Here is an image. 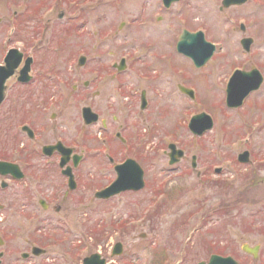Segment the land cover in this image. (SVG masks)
Here are the masks:
<instances>
[{
	"label": "rangeland",
	"instance_id": "rangeland-1",
	"mask_svg": "<svg viewBox=\"0 0 264 264\" xmlns=\"http://www.w3.org/2000/svg\"><path fill=\"white\" fill-rule=\"evenodd\" d=\"M131 2L132 6L122 0V9L112 3L111 7L102 5L93 10L78 4L69 12L51 0L49 6L39 10L44 11V20L30 21L31 26L34 23L40 26L43 41L53 43V51H47L48 59L41 65L47 70L63 71L68 81L66 86H59L65 98L57 108L37 109L42 117L34 120L32 126L38 130L45 122L46 128L38 130L39 137L32 141V150L38 151L42 144L60 136L79 151L104 152L109 144L105 141L107 135L122 129L128 140L125 145L116 140L115 146L119 145L116 155L118 159H136L145 170L146 185L141 191H127L108 201L70 202L69 211L54 216L39 210L35 220L18 218V213L12 215V207L17 206L0 195V204L5 206L0 209V234L2 231L6 234L0 236L3 239L0 246L9 248L0 249L5 252L2 264H81L93 252H101L108 258V264H197L207 261L216 251L234 257L240 264H264V81L239 109L225 105L227 83L236 67L245 70L257 67L264 75V0H248L228 9H220L221 0H181L166 12L159 8V0ZM141 2L145 3L143 10ZM80 8H84L82 15L77 13ZM19 9L23 10V6ZM62 11L65 13L60 15ZM0 13L7 19V25L13 20L12 11ZM158 14L162 15L159 22ZM144 20L147 24L141 28L139 24ZM123 22L126 24L121 26ZM241 23L245 29L240 28ZM74 25L78 30H73ZM6 27L0 26L2 36ZM199 27L207 33L208 40L218 43L213 56L201 68L174 49V38H178L183 28ZM107 29H111V38L101 43L97 35ZM245 36L254 39L250 52L241 45ZM149 42L154 45L147 46ZM78 51L87 55L85 66L78 65ZM167 52L172 53L173 61L163 58L160 61L159 55ZM126 54H130L126 80L135 86L137 83L140 90L148 89L152 104L147 111L138 106L114 105L111 95L118 96L119 91L109 80L98 84L100 95L96 98L91 88L89 94L82 96L84 82L91 78L90 70L109 69V63ZM140 73L151 79L140 77ZM73 82L80 93L71 98L67 94ZM179 84L193 88L195 97L183 94ZM151 85L155 90H150ZM90 102L112 124L107 129H103L101 122L90 126L83 123L81 110ZM200 112L210 114L214 124L199 137H193L188 123L193 114ZM53 113H57L55 119ZM114 114L118 121L112 119ZM2 133L3 130L1 136ZM170 142L186 151L185 158L175 165L169 164L166 154ZM244 150L250 151L251 164L238 161L237 156ZM1 152L8 154L7 150ZM193 155L197 156L196 168L192 167ZM38 162L36 159L34 166ZM107 164L103 156L89 159L83 166L86 174L82 181L89 176L100 187L113 180L115 170ZM36 176L29 169L24 182L27 185L21 187H32L30 184L34 183L33 192L38 197L37 190L44 185ZM52 181L48 177L42 182L50 186ZM25 196L21 201L28 200ZM123 221L127 224L125 229ZM93 227L94 239L87 232ZM99 227L108 231L107 238H101ZM12 228L22 231L21 236L12 235ZM36 238L40 245L48 247L47 252L24 257V252H31L26 245ZM44 238L46 245L40 243ZM117 241L123 242L124 249L112 257V247ZM245 243L260 245L258 257L242 249ZM11 246L21 249H10Z\"/></svg>",
	"mask_w": 264,
	"mask_h": 264
},
{
	"label": "flooded vegetation",
	"instance_id": "flooded-vegetation-1",
	"mask_svg": "<svg viewBox=\"0 0 264 264\" xmlns=\"http://www.w3.org/2000/svg\"><path fill=\"white\" fill-rule=\"evenodd\" d=\"M50 1L51 0H25V2H18L17 0H0V12L8 13L12 11L13 13V20L8 25L6 23L7 19H4V16L1 17L2 15L0 13V26H4V28L7 26L3 36L0 34V77L2 75H8L10 72H12V74L8 76L5 82L4 94H0V131L3 130V136L0 135V137L3 138L0 140V150L8 151V154H4L1 152L2 154H0V160L17 164L24 175L22 179H18L15 178L12 174H0V195L7 196L9 200H12L10 204L17 206L12 207V215L18 213L16 215L18 218L25 217V219L27 218L30 220H35V217H37L39 214V210L42 211L41 213H44L46 215L50 213H52V215H58L63 211H69L70 202H83L89 204V202L91 203L95 200L108 201L112 199L113 197L107 199L97 198L96 194L98 191L107 187L113 180L105 183L100 187H96L95 181H90L91 177L89 176L86 181H82L83 177L85 178L86 174V171H83V166L89 159H95L97 157L101 158V156H103L107 158V166H112L115 170L117 164H120L129 158L125 157L118 159L116 155L119 147V145H117L118 147L115 146L116 140L120 141V143L124 145L128 140L127 136L122 132V129H118L117 131H115V133H110L109 135H107L105 141L108 140L109 144L105 146L104 152L101 149H81V151H79L74 145L65 143L64 139L60 136L53 142L42 144L38 151L32 150V141H35L36 138L39 137L38 130L40 131L43 128H46L45 122L42 123L41 127L38 128V130L33 128L32 126L34 120H36L38 117L39 119L42 117V115L38 116V110L42 109L44 111H47L52 108H57V106H59L65 98L62 89L59 86H66L68 84V81L64 78L65 75L63 71L54 69L47 70L43 65H41L40 62H44L48 59L47 51H53V43L49 44L46 40H42V36L41 34H39L40 28H38L40 26H38L36 23H34L35 25L33 26L29 24L31 20L33 22L38 21V18L40 21L44 20L43 18H45V13L44 11L39 13V10H41V7L44 8L46 5L49 6L48 2L50 3ZM53 1H55V5L57 7L64 6L63 9L69 12L77 8L78 4L80 5V7H90V9L92 10L95 9V7H100L102 5H108V7H111V3L116 5L115 8L119 9L122 7V0H114L113 2L111 0ZM179 1L181 0H159V8L165 12L169 11L170 8ZM223 1L224 0H221L220 9H228L231 7L239 6V4L234 3V0H232V2L228 6H224ZM127 4L132 6L131 0H127ZM128 5L126 6L127 9L126 7L123 8L125 11L128 10ZM144 5L143 2H141L142 10L144 9ZM22 6L23 10H20L19 8H21ZM83 11L84 8H80L77 10V13H81L82 15ZM63 13H65V11H62L60 15H62ZM161 19L162 15L158 14L156 17V21L159 22L161 21ZM134 21H137V17ZM144 21L145 22H141V24H139L141 28H143L147 24L146 20ZM84 23L85 21L83 22V24ZM123 24L125 25L126 23H121V26ZM128 25H132V22H130ZM25 26L26 28L24 29V34H21L22 37H20L19 33ZM240 28L245 29V27L241 26V24ZM73 30H78V26L74 25ZM15 31L17 34L15 33ZM185 31H189L191 33L202 32L205 39L208 40L206 35L207 33H205V31L200 27L195 28L194 30L183 28L181 33L178 35V38H174V49L176 51L178 42L180 41ZM77 35L79 36V34ZM97 38L101 41V43H105L106 41L110 40L111 29H107L99 33V35H97ZM212 43L218 45V43ZM146 45H154V43ZM60 49H62V47H60ZM79 52V57L81 55L86 57V60L84 59L86 65L88 58L85 54V51H78L77 55ZM183 56L185 57V55ZM129 57L130 54H126L118 61H115L113 64L109 63V69H106V67L104 66L105 68L94 67L92 70H90L89 72H91V78L84 82V87L82 90V92L84 93L82 94V96H85V94H89V88H91L92 96L93 98H96L100 95L98 84L103 81L109 80L112 83V87L119 91V93L117 94L118 96L114 94L111 95V99L112 102H114V105L119 108L125 107L127 105H130L132 107L138 106L140 110L147 111L152 104L148 89L140 90L137 83L135 86V83H130V80L129 82L126 80V71L128 68L127 62L129 60ZM162 58L164 60H167V62L171 60L173 61L172 53L167 52V54L159 55L160 61L162 60ZM253 68L256 67H252L251 69ZM25 69H27L28 71L26 75L24 73ZM140 74V77H149L151 79V76L149 75H145L143 73ZM22 76H29V78L28 80H22ZM152 78H155V76H152ZM73 84L74 85L72 87V90H70L67 94V96H71V98H74L77 94L80 93L77 87V83L73 82ZM180 85L183 84H179V86ZM183 86L187 87L186 85ZM152 88H154L155 90V87L151 85V89L150 87L149 89L152 91ZM93 105L94 104L92 102L87 104V106H89L96 114H98V119L92 122L90 125L101 122L103 129H107L108 126L112 124L108 123L107 119L102 118L100 116V113L94 109ZM56 116L57 113H53L52 119H55ZM112 119L114 121H118V116L114 114ZM7 127H10L11 130L7 131ZM100 139L103 140V138ZM59 142L67 146H72L74 147V149L72 151L66 152L62 151L61 149H43L45 146H52L58 144ZM120 151H122V149ZM64 154L69 155L67 159H64ZM185 156L180 160V162L185 158ZM36 159H38L39 162L38 165L34 166ZM22 163H25V166H23ZM29 169L33 172V174H37L36 179L39 180L40 184L43 183L44 185L43 187H41L43 189L37 190L40 194V196L38 197L37 192H33V189H35L34 183L30 184L32 187H21V185L23 184L27 185V183L24 182H26L25 180L27 175L29 174ZM12 170L15 171L17 170V168H13ZM64 170H68V172H65ZM50 171H52L51 174ZM48 177H51L53 180L52 182H50V186H48L46 182H42L43 180H47ZM72 178H74V182ZM23 189H25V191H23ZM32 194L33 197H30V195ZM90 194H92V199ZM25 195L28 197V200H25L23 202L21 201V198H23ZM35 198L38 199L37 202L33 201L35 200ZM29 199L31 200V202H29ZM34 202L36 203V205L33 204ZM29 206H31V208H29ZM0 209H5V206L3 207L0 204ZM88 219L90 220V218ZM105 226L106 228L108 227L106 224ZM10 231L14 232L12 233V235L14 236H21L22 231H19L16 228H12ZM99 231L103 233V237H105L106 233H108V231L105 230V227H99ZM87 232H90L89 236H92L94 239L93 235H95V227L87 229ZM4 235L6 234L4 231H2V234H0V236ZM50 236H52L53 238V235L50 234L49 237ZM63 238L64 237H62L61 239ZM46 239L47 238H44V241L40 243L46 245ZM2 240L1 244L3 243ZM24 241L25 243H28L27 238H24ZM36 246L43 249H48V247L40 245L37 238L35 240L33 239V241H31L29 245H26L25 248L34 249ZM74 248L75 247H71V249ZM0 249L9 248H4V245H2L0 246ZM10 249L21 248H14L13 246ZM77 249L79 248L77 247ZM112 249H114V247H112Z\"/></svg>",
	"mask_w": 264,
	"mask_h": 264
},
{
	"label": "water",
	"instance_id": "water-1",
	"mask_svg": "<svg viewBox=\"0 0 264 264\" xmlns=\"http://www.w3.org/2000/svg\"><path fill=\"white\" fill-rule=\"evenodd\" d=\"M246 0H234V3H244ZM232 0H224V5L228 6ZM185 38L182 39L179 44L178 48L187 56L191 57L196 66L200 67L204 65L212 54L215 51V46L206 41L204 39L203 33L199 32L197 34H189L185 31V35L182 36ZM244 47L249 50L250 45L252 43L251 39H245L242 41ZM262 83V76L260 73L255 70L252 72H245L237 70L234 75L231 77L228 87H227V104L230 107H237L242 104L244 98L248 95V93L252 90H255L260 87ZM181 89L193 96L192 90L186 89L181 87ZM83 117L87 124L95 121L98 119V115L92 112L91 108L85 107L83 109ZM190 127L193 132L202 134L205 130L210 129L213 127V119L207 114H199L192 118L190 123ZM60 149L70 150L65 147H60ZM172 152L170 156L172 157V162L178 160V156H182L183 152L178 151L175 146H171ZM68 155L64 157L67 159ZM239 160L242 162H249V153L246 151L242 153L239 157ZM0 166H7L6 169L9 167H13L12 164L8 163H0ZM5 167H0L2 171ZM118 172L117 180L105 190L99 192L97 195L100 197H108L113 195L121 190L125 189H140L144 186L143 181V170L139 167V165L133 161L128 160L122 165H118L116 167ZM118 247H121V243L117 244ZM242 249L254 257H258L260 245H255L251 247L249 244L245 243L242 246ZM114 253L120 254L122 253L123 249H115ZM36 254L41 252L40 249H34ZM2 254H0V257ZM24 256H26L24 254ZM83 264H105V259L101 258L99 254H93L84 259ZM198 264H239L234 258L232 257H223L220 255H212L210 257L209 262H200Z\"/></svg>",
	"mask_w": 264,
	"mask_h": 264
},
{
	"label": "trees",
	"instance_id": "trees-1",
	"mask_svg": "<svg viewBox=\"0 0 264 264\" xmlns=\"http://www.w3.org/2000/svg\"><path fill=\"white\" fill-rule=\"evenodd\" d=\"M216 253H222L221 251H216Z\"/></svg>",
	"mask_w": 264,
	"mask_h": 264
}]
</instances>
